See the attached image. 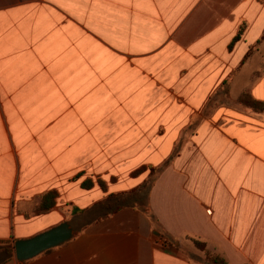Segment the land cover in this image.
Instances as JSON below:
<instances>
[{
	"label": "crops",
	"instance_id": "obj_1",
	"mask_svg": "<svg viewBox=\"0 0 264 264\" xmlns=\"http://www.w3.org/2000/svg\"><path fill=\"white\" fill-rule=\"evenodd\" d=\"M243 92L264 102V0H0V264H264Z\"/></svg>",
	"mask_w": 264,
	"mask_h": 264
},
{
	"label": "water",
	"instance_id": "obj_2",
	"mask_svg": "<svg viewBox=\"0 0 264 264\" xmlns=\"http://www.w3.org/2000/svg\"><path fill=\"white\" fill-rule=\"evenodd\" d=\"M74 232L65 222L34 238L15 242V254L19 261L31 260L44 252L56 248L73 238Z\"/></svg>",
	"mask_w": 264,
	"mask_h": 264
},
{
	"label": "trees",
	"instance_id": "obj_3",
	"mask_svg": "<svg viewBox=\"0 0 264 264\" xmlns=\"http://www.w3.org/2000/svg\"><path fill=\"white\" fill-rule=\"evenodd\" d=\"M240 36H241V34L235 39V41H238L240 39ZM238 102L241 105H244L245 107L250 108L255 113L264 114V102L255 99L249 92H243L241 94V96L238 98ZM143 171H144V169L139 170L134 175L136 176L138 174H141ZM86 187H88V185H86ZM55 197H56L55 193H50V194L46 195L43 198L41 205L38 206L36 213H38V214L47 213L51 209V207H53ZM126 201L127 200L125 199L124 202H126ZM195 243H196L198 248H200L206 252V258H207V261L209 263H211V264H226L225 260L222 257L207 251L205 244L198 242V241H195ZM7 246H8L7 247V254H8V257L11 258V257H13L14 247L12 246V244H9V243Z\"/></svg>",
	"mask_w": 264,
	"mask_h": 264
},
{
	"label": "rangeland",
	"instance_id": "obj_4",
	"mask_svg": "<svg viewBox=\"0 0 264 264\" xmlns=\"http://www.w3.org/2000/svg\"><path fill=\"white\" fill-rule=\"evenodd\" d=\"M238 102V101H237ZM12 246L14 247V244H12ZM13 255H14V253H13ZM0 259H2V256L0 257Z\"/></svg>",
	"mask_w": 264,
	"mask_h": 264
}]
</instances>
